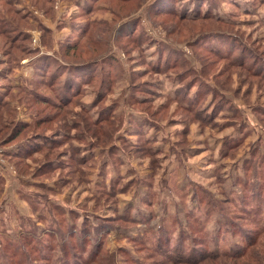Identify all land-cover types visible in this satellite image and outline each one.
<instances>
[{"label":"rangeland","instance_id":"374dc122","mask_svg":"<svg viewBox=\"0 0 264 264\" xmlns=\"http://www.w3.org/2000/svg\"><path fill=\"white\" fill-rule=\"evenodd\" d=\"M0 264H264V0H0Z\"/></svg>","mask_w":264,"mask_h":264},{"label":"built area","instance_id":"2783aa9c","mask_svg":"<svg viewBox=\"0 0 264 264\" xmlns=\"http://www.w3.org/2000/svg\"><path fill=\"white\" fill-rule=\"evenodd\" d=\"M1 150V149H0Z\"/></svg>","mask_w":264,"mask_h":264}]
</instances>
